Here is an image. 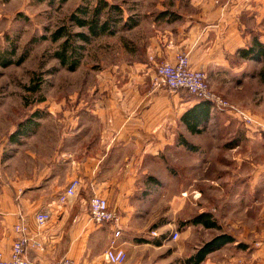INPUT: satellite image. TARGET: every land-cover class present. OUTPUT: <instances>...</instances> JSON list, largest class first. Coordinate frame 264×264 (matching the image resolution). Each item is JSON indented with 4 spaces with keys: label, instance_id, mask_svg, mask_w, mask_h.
I'll list each match as a JSON object with an SVG mask.
<instances>
[{
    "label": "crops",
    "instance_id": "obj_1",
    "mask_svg": "<svg viewBox=\"0 0 264 264\" xmlns=\"http://www.w3.org/2000/svg\"><path fill=\"white\" fill-rule=\"evenodd\" d=\"M184 9L165 0L155 5L147 12L152 13L150 22L135 27L139 35L133 37V28L122 34L117 47L110 43L101 49L102 60L90 66L93 79L49 107L53 126L31 134L7 160L0 149V252L6 258L19 235L15 227L23 224L28 237L24 254L34 264H55L64 257L75 264H110L104 252L114 226L91 220L88 201L96 194L119 216L117 243L126 252L121 264H177V251L170 250L167 237L160 238L167 233L168 223L158 218L161 202L178 200L175 170L183 168L188 218L207 211L220 226L186 224V254L225 232L235 241L208 253L200 264H264V220L257 225L253 208L255 186L264 179L262 133L249 130L244 137L224 118L216 128L212 123L222 115L212 111L208 121L196 127L201 130L194 131L182 116L201 101L186 92L152 86L155 65L172 61L183 51L192 68L206 73L216 92L231 102L237 100L251 62L239 50L248 47L253 36L264 43V0H188ZM165 10L179 17L156 18L157 12ZM198 111L199 107L195 115ZM185 142L195 149H188ZM212 153L217 154L211 158ZM73 179H79L80 186L60 203L59 194ZM166 179L171 194L146 208L150 189L159 190ZM206 183L212 185V199L199 189L195 199L193 189L204 190ZM205 201L214 202L216 208ZM230 201L243 204L239 219L226 226L225 217L237 215V211L224 212ZM40 211L51 216L41 225L35 219ZM149 229L157 232L152 239H160L159 244L146 237ZM98 241L100 249L90 252Z\"/></svg>",
    "mask_w": 264,
    "mask_h": 264
},
{
    "label": "rangeland",
    "instance_id": "obj_2",
    "mask_svg": "<svg viewBox=\"0 0 264 264\" xmlns=\"http://www.w3.org/2000/svg\"><path fill=\"white\" fill-rule=\"evenodd\" d=\"M79 1L80 0H0V149L3 150L6 160L12 152L14 153L17 147L21 148V144H23L31 134L36 133V131L41 128H47L55 124V121L48 115L49 107H55L57 99L63 94L73 96L74 92L78 90L80 86L88 84L89 81L93 79L94 74L90 66L96 61L99 62L102 60L99 58V56L102 55L101 49H104V47L108 46L110 43L117 47L120 40L123 38L122 34L132 30L138 25L141 29V25L149 23L152 13L148 15L149 13L147 14V12L155 10V5L160 6L163 0H108L109 2L121 5L124 18L132 15L139 23L135 27L127 30H122L117 26L116 32L113 35L102 37L105 36L104 34L89 42L83 43L84 49L82 50L83 55L80 64L75 70L69 71L66 67L60 65L58 59L53 56V52L59 47L61 40L53 41L50 36L55 29L62 25L69 26L72 32L80 30L86 31L85 28H79L68 20V16L73 10V7L77 5ZM165 1L172 2L175 6H179L180 9L183 10H185L184 8L188 2V0ZM118 25H120V23ZM140 29L135 28L131 31L134 38L139 35ZM75 42L81 44L80 41ZM21 56H24L23 60L17 63L18 58ZM105 56H107L106 58L109 57L108 54ZM117 56L121 58L120 54ZM2 57L11 58L13 63L3 66L1 63ZM103 59L105 58L103 57ZM248 64L247 70L250 74L243 75V77L248 76V78H245L246 81L242 79V82L247 83H243V88L235 95L237 100L232 102L229 100V102L250 112L264 125V61L257 62L252 60ZM34 81H41L40 89L35 92L28 90V87L31 86ZM207 82L211 91L221 95L210 86L208 79ZM42 98L43 101L39 102L38 100ZM36 110H39L40 114L34 118L33 122L27 124L28 129L25 128L26 130L24 129L22 132L17 133L16 137H14L17 138L16 140L14 138L10 139L11 134L17 130L18 124L32 115ZM217 111L222 112L219 113L222 117L219 116V119L212 123L216 128H218L220 124H223L221 120L224 118L225 121H229V124L238 128L242 136H244L245 131L248 132L251 130L241 122L239 123L237 119L235 120V118L225 110L217 109ZM219 120L221 122L220 124ZM254 131L262 133L261 136L264 138V132L261 131V129ZM12 140L15 141L13 142ZM226 144L227 143H225V145ZM223 153L224 152L218 153V159H220V154ZM216 154L217 153H212L208 154V156L212 158ZM183 160L182 158V162ZM246 162L249 163L250 161ZM167 169L170 170L168 167ZM249 169H251V167L246 168V170ZM175 171V177L178 181V200L175 204L171 202H161L158 222L168 223L167 227L169 229L167 231L168 235L166 241L170 244L171 251L173 249L177 251V264H185L183 260L186 258V253L188 252V239L186 238L184 226L179 227V223L188 218L190 211L186 208L185 204L186 190L184 185V169L179 168ZM164 182L163 185L161 184V186H159V190L158 188H153L154 192H152V189H150V192L146 195V198L150 199L145 202L147 205L146 208L153 201L155 202L157 198L164 199L165 196V199H167L169 194H171L169 193L167 179ZM210 187H212V185L206 183L203 186L204 190H200L201 188H194V198H198L195 192L199 189L198 191L203 192L205 196L212 199V195H210L211 192L209 193ZM241 188H244V186L241 185ZM255 188L257 190V201L254 203L253 208L257 211L254 219L257 221L258 225L260 220H264V213L261 212V210L264 211V179L258 182ZM208 202L205 201V205H208L210 208H216L212 207V205H215L214 202L210 201L209 204ZM242 204L243 202L241 201L235 203L230 201V203H228L229 207L226 208L224 212L229 211L232 213L233 211H237L236 216L238 217L227 215L224 219L226 226H230L234 220L236 221V219H239L240 213L238 210ZM172 208H174V210ZM212 212L215 214L217 213V211ZM221 220H223L222 217ZM150 229L148 234H146L148 239L157 236L151 235L150 232L152 230ZM174 231L178 232V238L176 240L171 239V233ZM100 244V241L94 242L90 246V252L98 251L100 249ZM145 254H149L147 247L145 249Z\"/></svg>",
    "mask_w": 264,
    "mask_h": 264
},
{
    "label": "trees",
    "instance_id": "obj_3",
    "mask_svg": "<svg viewBox=\"0 0 264 264\" xmlns=\"http://www.w3.org/2000/svg\"><path fill=\"white\" fill-rule=\"evenodd\" d=\"M123 9L120 4L112 3L108 0H80L79 3L73 8L71 13L68 16L70 23L78 26L79 28H85L86 31L80 30L72 32L69 29V26H59L51 33V40L57 41L61 40L59 47L53 52V56L58 59L60 65L66 67L69 71H73L80 64L82 58V50L84 49V44L91 41L92 39L98 38L101 35H113L116 32V27L119 26L122 30H127L135 27L139 21L135 19L134 16L129 15L127 18H124ZM168 15L170 20H175L179 16L173 11L165 10L156 13V18L164 17ZM120 23V25H118ZM75 41H80L81 44H77ZM79 42V43H80ZM239 55L243 59L253 60L257 62L264 61V43L261 42L257 36H253L251 43L248 47L242 48L239 50ZM24 56L18 58L17 63H20L23 60ZM1 63L3 66L10 65L12 62L11 58L2 57ZM41 81H34L31 86L28 87L30 91H38L40 89ZM190 94L186 90H180ZM191 95V94H190ZM192 96V95H191ZM39 102L43 101L42 99L38 100ZM200 103L196 105L199 107L197 114L195 115L196 107L192 108L193 110L188 112L185 116H182L183 120L186 123L193 127L194 131H200V128H196L201 125V123H206L209 119L210 111L218 114L217 109L212 107L211 103L207 99H200ZM223 110V109H221ZM40 114L39 110H36L28 118H25L22 122L18 124L17 130L11 134L10 139L16 137V134L22 132L25 128L28 129V123L33 122L34 118ZM191 121V124L189 123ZM25 129V130H26ZM15 140L17 138H14ZM14 140V141H15ZM13 141V140H12ZM13 141V142H14ZM231 145L227 143L226 145ZM233 144V143H232ZM186 147L190 150H194L195 147L191 144L184 143ZM186 224H198L202 225L205 228H215L220 229L217 219L212 215L211 212H201L198 213L187 220L179 223V227L185 226ZM166 234H162L160 238H166ZM160 240V239H159ZM152 239L151 241L155 244H159L161 240ZM138 242H146L144 238H138ZM235 241V238L225 232H221L217 235H214L211 239L204 242L199 248L186 256L183 260L185 264H200L206 257V255L212 251H215L222 246L232 243Z\"/></svg>",
    "mask_w": 264,
    "mask_h": 264
},
{
    "label": "built area",
    "instance_id": "obj_4",
    "mask_svg": "<svg viewBox=\"0 0 264 264\" xmlns=\"http://www.w3.org/2000/svg\"><path fill=\"white\" fill-rule=\"evenodd\" d=\"M152 86L154 88L164 87L173 93L186 90L196 99L209 100L212 107L225 110L251 130L261 129V131H264V125L254 115L211 91L206 73L201 69L192 68L185 52H177L172 61H161L155 65ZM80 183L79 179L71 180L66 189L59 194L58 201L60 203L66 202L69 197L76 193ZM88 205L89 215L94 223L108 222L114 226L108 248L104 252L105 260L110 264L123 263L126 259V252L117 243V239L120 236L118 214L109 207L108 201L105 198L96 194L89 197ZM50 217L48 211H40L35 215L36 222L40 225L47 222ZM15 229L19 235L12 243L7 258L0 252V264H34L24 254V247L28 241L26 226L19 224ZM150 233L151 235H157L155 230H152ZM177 238L178 232H172L171 239L176 240ZM35 246L41 247L39 243H36ZM55 264H75V262L68 257H64Z\"/></svg>",
    "mask_w": 264,
    "mask_h": 264
}]
</instances>
